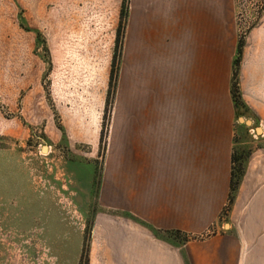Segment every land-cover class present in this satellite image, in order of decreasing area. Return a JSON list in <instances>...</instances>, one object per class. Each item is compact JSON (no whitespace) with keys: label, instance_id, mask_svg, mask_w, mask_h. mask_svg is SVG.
Masks as SVG:
<instances>
[{"label":"rangeland","instance_id":"374dc122","mask_svg":"<svg viewBox=\"0 0 264 264\" xmlns=\"http://www.w3.org/2000/svg\"><path fill=\"white\" fill-rule=\"evenodd\" d=\"M130 8L131 0H0V264H88L111 165L124 187ZM225 14L223 27L214 22L206 71L214 117L227 116L233 86L241 97L232 123L238 186L213 228L244 231L246 251L257 247L264 260V135L256 130L264 127V0H228ZM165 48L154 62L177 74L175 54L159 64ZM159 79L145 85L146 101L159 91L174 102L177 90Z\"/></svg>","mask_w":264,"mask_h":264},{"label":"crops","instance_id":"0c3cea01","mask_svg":"<svg viewBox=\"0 0 264 264\" xmlns=\"http://www.w3.org/2000/svg\"><path fill=\"white\" fill-rule=\"evenodd\" d=\"M227 11L228 0H131L124 187L113 181L118 166L111 165L99 196L108 211L94 218L88 264H264L259 248L246 251L244 231L213 228L230 197L236 109L229 96L227 116L214 117L206 57L210 62L214 22L223 27ZM166 44L159 64L175 54L177 74L154 62ZM155 75L159 87L177 90L174 102L159 91L146 101L144 87ZM152 114L161 117L138 122ZM257 114L263 124L262 109ZM175 233L188 241L177 243Z\"/></svg>","mask_w":264,"mask_h":264},{"label":"trees","instance_id":"16d2710c","mask_svg":"<svg viewBox=\"0 0 264 264\" xmlns=\"http://www.w3.org/2000/svg\"><path fill=\"white\" fill-rule=\"evenodd\" d=\"M123 7V6H122ZM125 14V11H124V8H122V15ZM240 63L239 59H236L234 60L233 62V65H236L238 66ZM231 97H232V102H233V105H234V108H238V106H240V102H241V97H240V94H239V91L237 89V86H233L231 88ZM237 160L236 157L234 156V153H233V156H232V173H231V183H230V191L231 192H236V188H237V181H236V178L238 177L237 174H236V171L238 170V168H234L235 164L237 163ZM239 161V160H238ZM241 171V168L239 169V172ZM238 180V178H237ZM176 236L180 235L179 233H175ZM186 241H188V238L187 240H185L183 243H185Z\"/></svg>","mask_w":264,"mask_h":264},{"label":"water","instance_id":"95a60500","mask_svg":"<svg viewBox=\"0 0 264 264\" xmlns=\"http://www.w3.org/2000/svg\"><path fill=\"white\" fill-rule=\"evenodd\" d=\"M239 121H240L241 123H246V125H250V124H251L250 121H244V120H242V119H239ZM256 130H257V133H258V134H261L262 130H261L260 128H257Z\"/></svg>","mask_w":264,"mask_h":264},{"label":"bare ground","instance_id":"6f19581e","mask_svg":"<svg viewBox=\"0 0 264 264\" xmlns=\"http://www.w3.org/2000/svg\"><path fill=\"white\" fill-rule=\"evenodd\" d=\"M43 152L46 153L47 152V149H44Z\"/></svg>","mask_w":264,"mask_h":264}]
</instances>
